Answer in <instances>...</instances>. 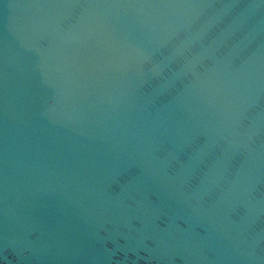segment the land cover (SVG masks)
I'll return each mask as SVG.
<instances>
[{"label":"water","instance_id":"1","mask_svg":"<svg viewBox=\"0 0 264 264\" xmlns=\"http://www.w3.org/2000/svg\"><path fill=\"white\" fill-rule=\"evenodd\" d=\"M0 264H264V2L0 0Z\"/></svg>","mask_w":264,"mask_h":264},{"label":"snow or ice","instance_id":"2","mask_svg":"<svg viewBox=\"0 0 264 264\" xmlns=\"http://www.w3.org/2000/svg\"><path fill=\"white\" fill-rule=\"evenodd\" d=\"M262 2H264V0H262Z\"/></svg>","mask_w":264,"mask_h":264}]
</instances>
